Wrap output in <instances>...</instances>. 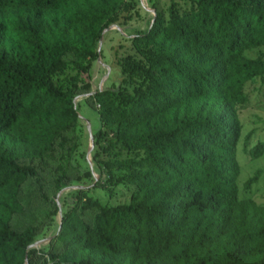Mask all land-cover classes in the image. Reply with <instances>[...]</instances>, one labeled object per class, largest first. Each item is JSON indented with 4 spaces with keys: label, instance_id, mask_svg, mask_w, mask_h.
<instances>
[{
    "label": "trees",
    "instance_id": "16d2710c",
    "mask_svg": "<svg viewBox=\"0 0 264 264\" xmlns=\"http://www.w3.org/2000/svg\"><path fill=\"white\" fill-rule=\"evenodd\" d=\"M133 8L132 0H0V264H35L29 248L46 225L13 227L22 190L42 176L58 193L79 176L78 111L52 78L70 70L88 95L103 33ZM131 43L141 58L121 67L124 86L88 97L102 128L96 158H111L95 185L126 184L131 201L106 207L80 191L50 264H264V207L240 199L236 186L238 112L247 84L264 81V62L245 56L264 47V0L187 8L172 0ZM244 151L257 160L264 143Z\"/></svg>",
    "mask_w": 264,
    "mask_h": 264
},
{
    "label": "rangeland",
    "instance_id": "374dc122",
    "mask_svg": "<svg viewBox=\"0 0 264 264\" xmlns=\"http://www.w3.org/2000/svg\"><path fill=\"white\" fill-rule=\"evenodd\" d=\"M137 3L138 17L127 23L128 19L120 17L117 23L103 33V40L97 45L96 51L99 57L90 63L87 73L88 81L93 79L91 91L116 90L124 86L125 75L121 73V67L130 66L138 61L141 56L133 50L131 37L136 32L147 30L150 17L140 0ZM157 1V0H150ZM172 0H158V12L167 16V9ZM182 8H187L195 0H175ZM148 2V0H147ZM149 5V3H147ZM103 42L102 52H100ZM101 53V54H100ZM101 55V61H100ZM249 59H260L264 62V47L245 53ZM122 64V65H120ZM74 72L67 70L52 78V82L62 87L64 91L71 94L78 111L79 123L76 133L79 137L77 149L74 151L72 165L78 171V179L72 180L69 186L58 193L52 189L53 179L37 177L34 183L28 184L22 190L23 213L16 216L13 221L15 229H21L26 225H40L45 222V227L36 238L30 250L37 252L35 264H50L49 255L55 253L58 245L55 236L61 227V217L74 206L75 197L80 191L88 197L96 200L100 205L115 207L120 204H128L131 196L126 184L115 185L111 188H102L95 183L99 179V166L111 161V158L102 156L97 160L103 144L102 128L97 113V107L88 99L89 96L78 91L71 81ZM129 91L130 87H126ZM245 92L248 96V105L238 112L241 122V135L237 145V162L240 164L241 173L236 181L239 197L250 200L258 206L264 207V157L252 161L244 149L250 148L257 143H264V81L247 84ZM250 134L249 142L244 138ZM134 152H123L122 158L134 157ZM256 170H261V176L249 191L244 189V183L253 176ZM115 175L125 179L124 171L115 169ZM101 183H104L103 181ZM52 202V203H50ZM54 211L52 218L48 214Z\"/></svg>",
    "mask_w": 264,
    "mask_h": 264
},
{
    "label": "crops",
    "instance_id": "0c3cea01",
    "mask_svg": "<svg viewBox=\"0 0 264 264\" xmlns=\"http://www.w3.org/2000/svg\"><path fill=\"white\" fill-rule=\"evenodd\" d=\"M132 1L134 3V8H133V10H131L128 13V17H127L128 21L126 24H128V22L130 20H132L135 17H138V15H139L136 1L135 0H132ZM140 1H141L142 5L145 7V11L148 13L150 18L153 16V11L158 10V8H160V6L158 5L159 4L158 0L157 1H151V2H150V0H148V2H147V0H140ZM147 3H149V5ZM101 40H103V38ZM102 47H103V42L101 43L100 52H102ZM100 61H101V55H100ZM93 81H94L93 79L89 80V84L91 86V89H92ZM93 93H94V91H91L88 95H92Z\"/></svg>",
    "mask_w": 264,
    "mask_h": 264
}]
</instances>
